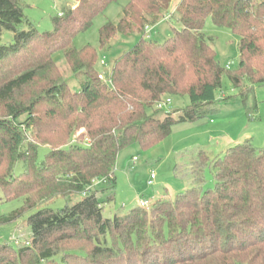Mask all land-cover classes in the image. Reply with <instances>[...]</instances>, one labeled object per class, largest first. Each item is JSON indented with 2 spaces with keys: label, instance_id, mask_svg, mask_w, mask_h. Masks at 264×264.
Instances as JSON below:
<instances>
[{
  "label": "trees",
  "instance_id": "1",
  "mask_svg": "<svg viewBox=\"0 0 264 264\" xmlns=\"http://www.w3.org/2000/svg\"><path fill=\"white\" fill-rule=\"evenodd\" d=\"M116 1L77 0L53 19L52 33H40L25 15L26 0H0V40L5 30L14 34L12 44L0 46V190L3 201H22L0 217V226L36 210L27 221L30 244L0 243V264L56 258L60 264H264V148L250 140L212 161L214 190L193 188L175 201L162 198L149 210L107 218L96 188L99 181L115 188L121 151L135 144L150 149L175 125L205 117L224 77L248 116L256 113V88L264 85V0H180L183 29L162 44L147 40L145 28L165 18L172 0H126L120 21L101 28L100 45L117 35L141 38L114 61L106 82L96 69L97 51L77 49L74 39ZM208 19L239 38L236 71L218 61L204 33ZM59 52L80 79L77 92L57 67ZM184 96L190 99L184 109L157 108ZM40 148L47 149L42 160ZM19 162L24 169L15 175ZM58 197L64 209L43 207Z\"/></svg>",
  "mask_w": 264,
  "mask_h": 264
},
{
  "label": "rangeland",
  "instance_id": "2",
  "mask_svg": "<svg viewBox=\"0 0 264 264\" xmlns=\"http://www.w3.org/2000/svg\"><path fill=\"white\" fill-rule=\"evenodd\" d=\"M179 2L180 0H172L170 11L165 18L158 25L150 26L151 37L145 28L147 40L151 38L153 42L162 44L174 35L175 30L183 29L177 20L176 10ZM77 4V0H26L25 15L40 33H52L53 19L60 15L62 8H75ZM126 4V0L110 4L94 19L93 25L87 31L79 33L74 39L77 49L92 46L97 51L96 69L105 79H109L114 61L134 47L141 38L140 34L129 37L117 35L106 47L102 48L100 45L101 28L108 22L118 23ZM169 16L170 19H167ZM204 33L212 39L211 45L221 65L224 68L230 65L229 71H236L240 62L239 38L230 29L216 27L211 19L206 21ZM13 41L14 34L11 31H3L0 46L10 45ZM54 59L71 90L79 91L80 79L73 74L64 55L59 52ZM227 97L230 98L229 102L224 101ZM170 99L171 103L163 113L178 111L190 104L187 96ZM256 99L258 109L253 116H248L239 98V91L224 77L219 98L205 117L196 122L175 125L168 137L150 149H143L135 144L121 151L115 170V188L106 189V185L100 181L96 182L97 197L104 207L105 217L124 216L134 209H141L142 200L147 201L151 209L158 200L167 198L175 201L179 195L193 188L214 190L215 169L212 167V161L222 158L228 149L247 140L257 149L264 148V85L256 88ZM46 153V148H40L39 160H42ZM23 169V162H19L15 175L21 174ZM152 174L156 177L149 185ZM111 196H114V200L108 201ZM3 197L0 190V217L9 215L22 205V201L5 202ZM80 198L81 196L77 197L73 203ZM66 205V200L58 197L43 207L58 211ZM35 211L24 214L13 223L0 226V243L9 244L15 249L30 243L32 234L27 221ZM49 264H60V258Z\"/></svg>",
  "mask_w": 264,
  "mask_h": 264
},
{
  "label": "built area",
  "instance_id": "3",
  "mask_svg": "<svg viewBox=\"0 0 264 264\" xmlns=\"http://www.w3.org/2000/svg\"><path fill=\"white\" fill-rule=\"evenodd\" d=\"M167 19H170V16H169V18H167ZM146 30H147V33H148V34L150 35V37H151L152 28H151V27H146ZM229 68H230V65L227 66V69H229ZM99 78H100L101 80H103V81L109 82V80L105 79L103 75H99ZM170 103H171V100H170V99H167L166 101H162V102L158 103L157 108H158V109H165L166 106H168ZM155 177H156V176H155L154 174L151 175V179H150V181H149V185L153 183V181L155 180ZM102 182L105 183L106 180H103ZM140 207H141L142 209L149 210V209H150V204H149L147 201L142 200V201H140ZM29 244H30V243H27L26 245H29Z\"/></svg>",
  "mask_w": 264,
  "mask_h": 264
}]
</instances>
